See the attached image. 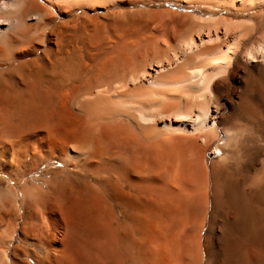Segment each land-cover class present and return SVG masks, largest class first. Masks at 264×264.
Masks as SVG:
<instances>
[{
	"label": "bare ground",
	"instance_id": "1",
	"mask_svg": "<svg viewBox=\"0 0 264 264\" xmlns=\"http://www.w3.org/2000/svg\"><path fill=\"white\" fill-rule=\"evenodd\" d=\"M0 264H264V0H0Z\"/></svg>",
	"mask_w": 264,
	"mask_h": 264
},
{
	"label": "rangeland",
	"instance_id": "2",
	"mask_svg": "<svg viewBox=\"0 0 264 264\" xmlns=\"http://www.w3.org/2000/svg\"><path fill=\"white\" fill-rule=\"evenodd\" d=\"M183 11H181L180 13H182Z\"/></svg>",
	"mask_w": 264,
	"mask_h": 264
}]
</instances>
